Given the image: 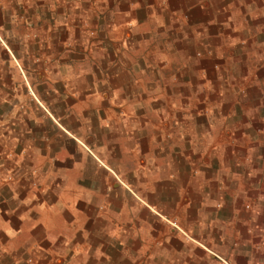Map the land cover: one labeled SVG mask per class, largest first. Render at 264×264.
<instances>
[{
  "label": "crops",
  "instance_id": "obj_1",
  "mask_svg": "<svg viewBox=\"0 0 264 264\" xmlns=\"http://www.w3.org/2000/svg\"><path fill=\"white\" fill-rule=\"evenodd\" d=\"M18 3L0 264H264V0ZM81 22L96 64L64 49L90 47Z\"/></svg>",
  "mask_w": 264,
  "mask_h": 264
},
{
  "label": "rangeland",
  "instance_id": "obj_2",
  "mask_svg": "<svg viewBox=\"0 0 264 264\" xmlns=\"http://www.w3.org/2000/svg\"><path fill=\"white\" fill-rule=\"evenodd\" d=\"M19 2V0H12L11 1V5H5L6 3H5V1L4 0H0V18H3L4 19V21L6 20V19H8L9 17H11L9 14V12H3V11H5L6 9H8V7L10 6V7H12V6H20L21 8H17L16 10L17 11H15V14L14 15H16V17H19V18H21V15L23 14V13H25L26 11L23 9V7L21 6V3L19 4L18 3ZM8 6V7H7ZM9 7V8H10ZM32 10V12L35 10V9H31ZM9 11V10H8ZM23 12V13H22ZM5 13V14H4ZM11 14H13V13H11ZM33 14V13H32ZM25 15V14H24ZM23 15V16H24ZM28 15H29V13H28ZM13 17H15V16H13ZM15 17V18H16ZM23 20V19H22ZM31 25H33V24H29L28 26H31ZM75 27H76V30L75 31H81V30H85V31H89V37H90V47L88 46V48L87 47H85V48H83V47H81V46H79V43H76L75 45H74V48L71 46V44L70 43H66L65 45H64V49H69L70 51H74V52H70L71 54H74V57H75V59H76V63H78V64H80V65H82V63H88V62H90V64H96V60L95 59H97V51L93 48V47H95V45H97V43L96 44H94V46L92 45L93 44V42H95V41H97L98 40V36H99V29L97 28V26H95L92 22L91 23H83V22H81V23H76L75 24ZM15 41L16 40H12L11 41V43L13 44V42L15 43ZM33 44L30 46V48L32 49L30 52H32V53H34V49L36 48V46L38 47L39 46V43L38 42H40L39 40H38V38L36 39L35 37H34V39H33ZM54 42L55 41H53V40H51V39H49V40H43V41H41V43H42V47H43V51H45V50H49V49H52V48H54L55 46H54ZM77 42V41H76ZM80 42V41H79ZM83 48V49H82ZM98 50V49H97ZM39 61H41V60H39ZM44 63H48L50 60H46L45 58L42 60ZM101 90L99 87L97 88V87H95V88H93L92 90Z\"/></svg>",
  "mask_w": 264,
  "mask_h": 264
}]
</instances>
